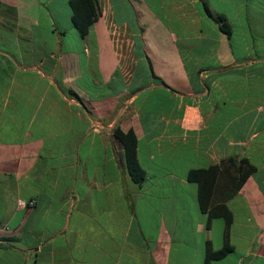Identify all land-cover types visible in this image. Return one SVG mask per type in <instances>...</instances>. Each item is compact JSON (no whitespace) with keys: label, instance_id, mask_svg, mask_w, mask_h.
I'll return each mask as SVG.
<instances>
[{"label":"crops","instance_id":"crops-1","mask_svg":"<svg viewBox=\"0 0 264 264\" xmlns=\"http://www.w3.org/2000/svg\"><path fill=\"white\" fill-rule=\"evenodd\" d=\"M97 5L81 37L69 0H0V264H205L224 220L187 174L229 158L254 170L225 197L220 168L233 251L211 264H264V0Z\"/></svg>","mask_w":264,"mask_h":264},{"label":"trees","instance_id":"trees-1","mask_svg":"<svg viewBox=\"0 0 264 264\" xmlns=\"http://www.w3.org/2000/svg\"><path fill=\"white\" fill-rule=\"evenodd\" d=\"M69 7L72 13V23L80 36L83 37L98 17L97 0H69ZM206 10L208 11L207 8ZM217 22L224 32L228 30L224 18L217 17ZM69 93L73 94L81 103L84 110L90 113L82 100L73 91L70 90ZM113 134L125 147V157L131 178L140 184L145 177V172L137 159V139L135 134L132 130L124 132L118 127L114 129ZM224 164L232 166L235 172L234 178L232 179V189L228 186L226 190L227 195L225 197H230L236 193L246 176L254 170L253 165L246 159L237 160L236 158H229L220 164L212 165L208 168L191 169L187 174V179L197 184L198 204L200 210L207 214V226L213 218H222L224 220L222 246L214 249L210 241L206 242L205 264H211L212 261L221 260L233 251V246L229 241V230L232 222L231 212L223 200L215 198L217 179L220 177V168Z\"/></svg>","mask_w":264,"mask_h":264},{"label":"built area","instance_id":"built-area-1","mask_svg":"<svg viewBox=\"0 0 264 264\" xmlns=\"http://www.w3.org/2000/svg\"><path fill=\"white\" fill-rule=\"evenodd\" d=\"M35 200L33 198L30 199H19L17 204L18 206L22 207V208H28L31 207L32 205H34Z\"/></svg>","mask_w":264,"mask_h":264}]
</instances>
